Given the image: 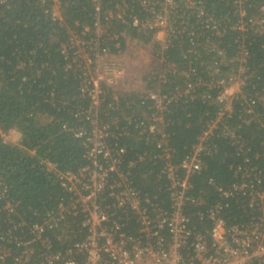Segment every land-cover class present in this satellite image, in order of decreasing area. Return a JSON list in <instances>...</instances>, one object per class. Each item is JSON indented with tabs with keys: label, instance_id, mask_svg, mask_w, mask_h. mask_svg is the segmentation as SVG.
Listing matches in <instances>:
<instances>
[{
	"label": "trees",
	"instance_id": "16d2710c",
	"mask_svg": "<svg viewBox=\"0 0 264 264\" xmlns=\"http://www.w3.org/2000/svg\"><path fill=\"white\" fill-rule=\"evenodd\" d=\"M146 1L149 4L143 7L140 0H0V128L20 135L16 144L0 138V236L6 237L22 222L27 231L29 225L41 223L58 202L67 200L45 163L72 172L87 163L84 142L74 132L90 129L89 99L81 93L83 72L75 60V39L95 40L94 25L99 20L110 36L117 37L106 45L99 39L100 49L107 46L112 55L124 51L128 38L151 44L155 33L131 21L137 17L145 22L154 11L162 10L161 0ZM194 1L202 5L206 16L198 22L196 11H187L185 24L180 20L162 50L172 67L160 83V95L173 100L167 105L160 132L148 134L143 113L150 114L153 102H143L136 93H119L117 110L109 109L113 100L108 94L100 111L105 122L117 119L120 128L127 127L128 134L118 144L126 148L128 159L147 155L132 170L134 187L166 208L168 180L162 173L165 161L158 157L162 148L170 149V161L178 165L208 133L199 153L202 169L189 178L188 195L194 202L185 207L189 229L205 233L211 227L208 214L212 210L219 209L229 227L246 226L263 216L264 31L243 32L237 26L241 20L264 19V0H242L244 17L237 0ZM56 2L61 21L52 16ZM117 8L125 19L114 16L106 23V14H116ZM208 18L217 23L216 30L203 24ZM218 50L226 61L216 66ZM242 51L244 63L238 57ZM240 67L244 70L242 87L233 97L231 110L220 117L217 96L221 89L215 86V70L229 78ZM155 82H148L146 88L154 89ZM107 112L108 116L103 115ZM138 119L143 127H137ZM178 173L185 176L181 170ZM80 221L79 216L64 220L78 233L77 240L85 235Z\"/></svg>",
	"mask_w": 264,
	"mask_h": 264
},
{
	"label": "built area",
	"instance_id": "2783aa9c",
	"mask_svg": "<svg viewBox=\"0 0 264 264\" xmlns=\"http://www.w3.org/2000/svg\"><path fill=\"white\" fill-rule=\"evenodd\" d=\"M143 7L148 6L146 0H140ZM239 5V13L244 17L242 0L235 1ZM162 10L153 13L152 18L141 22L137 17L131 19L133 26L143 30L153 31L154 36L161 35V49L158 59L170 70L165 62L163 52L169 38L175 32L176 25L185 24L187 11H196L198 22L206 16L200 3L194 0H161ZM118 12L109 11L105 21L111 19L124 20L125 14L121 8ZM97 11L100 8L97 7ZM52 16L61 21L59 4L53 6ZM109 21V22H108ZM203 24L216 30L217 23L211 18ZM109 26V24H107ZM96 39L89 43L92 46L87 55L74 52L75 60L83 72L81 93L89 99L86 119L90 129L75 130L76 137L84 142L86 164L78 171H61L55 164L45 163L48 170L58 180L68 198L61 200L44 215L41 223L29 225L27 231L22 229L27 224H15L6 237L0 236V264H252L264 261V211L256 222L246 226H231L219 216V209L208 214L211 227L205 233H194L188 227L189 219L185 207L194 202L188 193L191 190L189 178L199 173L202 164L199 153L203 150L202 142L208 136L205 133L201 142L194 147V153L178 165L171 163L170 149L162 148L165 161L162 173L168 180L167 193L169 207L166 208L155 198L141 193L132 182V170L146 160V154L127 158V150L119 146V139L127 135V127L120 128L117 119L105 122L102 119L101 106L106 96L111 95L113 102L110 110H117L121 94L115 86L123 79V70L116 60L106 62L111 56L109 48L100 49L99 39L104 45L115 41L117 37L110 36L108 29L98 20L94 25ZM237 29L248 31L256 29L264 31L263 18H250L238 23ZM219 34V32H218ZM79 40V39H78ZM119 44H117V47ZM74 47V46H73ZM71 47V48H73ZM121 53V52H120ZM119 53V54H120ZM118 55V54H117ZM239 62L244 63L246 55L239 53ZM243 57V58H242ZM215 65L226 61L223 53L217 51ZM215 68V66L213 67ZM243 67L229 78L222 76L216 69L219 87L217 103L221 106V117L231 110L233 97L240 92L244 77ZM166 72L161 71L147 77V84L157 80L154 89L146 90L139 96L143 102L150 100L153 105L148 107L150 114L143 113L148 121V134H156L159 125L163 123L167 105L173 100L160 95V83L165 80ZM239 82L237 91L232 93V87ZM147 89V88H146ZM191 89V87H190ZM189 89L185 94L189 93ZM142 102V103H143ZM103 115L108 116L107 113ZM126 121L131 122L129 117ZM137 127H143L140 121ZM215 127V126H214ZM145 132V129L141 131ZM10 131L0 129V138L8 141ZM165 135H162L164 137ZM161 147V144H158ZM183 171L184 177L179 175ZM263 197V196H262ZM7 208H10L9 206ZM11 211V208H10ZM68 216H79L84 238L77 240L78 233L73 226L64 220ZM1 227V226H0ZM52 237V238H51ZM59 246L56 247L55 243Z\"/></svg>",
	"mask_w": 264,
	"mask_h": 264
},
{
	"label": "rangeland",
	"instance_id": "374dc122",
	"mask_svg": "<svg viewBox=\"0 0 264 264\" xmlns=\"http://www.w3.org/2000/svg\"><path fill=\"white\" fill-rule=\"evenodd\" d=\"M162 38L163 36L157 34V36H154V42L151 44H142L137 40L128 38L123 52L105 58L106 62H111L112 59L116 60L122 67L124 74L123 79L115 86L117 92L141 95L148 90L146 89L147 77L164 70L165 72L170 71L166 69V65L157 57L159 49H156V47H161ZM74 43V47H77L76 49L81 56H86L87 51L92 49V46L88 45L89 43H84L82 47L83 42L80 43L78 39H75ZM235 85L232 87V93L237 91L239 82ZM7 137H9L8 141L14 144L20 140V135L14 130H10V135Z\"/></svg>",
	"mask_w": 264,
	"mask_h": 264
}]
</instances>
